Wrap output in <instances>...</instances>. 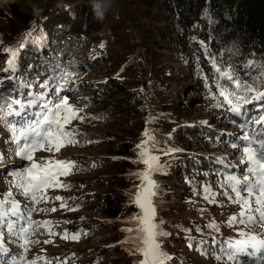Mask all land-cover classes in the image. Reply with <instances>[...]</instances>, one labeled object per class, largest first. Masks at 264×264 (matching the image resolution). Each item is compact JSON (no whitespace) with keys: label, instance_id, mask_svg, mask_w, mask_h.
Masks as SVG:
<instances>
[{"label":"trees","instance_id":"16d2710c","mask_svg":"<svg viewBox=\"0 0 264 264\" xmlns=\"http://www.w3.org/2000/svg\"><path fill=\"white\" fill-rule=\"evenodd\" d=\"M44 1L33 7H25L20 0L6 5L0 1V96H15L17 90L38 91L24 88L21 82L35 84L37 71L42 79L50 71L46 65L56 61L75 69V82L66 94L75 100L73 104L81 103L83 111L90 112L89 122L79 131L86 134L83 139L95 142L73 145L78 152L61 158H74L77 168L67 176L72 187L57 196H64L69 207H79L76 211L62 209L56 220H70L57 227L61 232L80 230L79 242L86 247L56 258L74 264H135L121 247L127 235L122 232L123 223L138 212L125 190L131 186L128 177L143 167L134 163L136 145L150 128L162 148L183 149L162 155L170 159L173 170L161 178L165 196L161 216L171 233L164 247L175 257L171 264H222L214 258L213 249L207 255L200 251L195 240L210 237L194 229L200 226L207 233L210 230L205 226L215 222L221 225L219 233H212L218 240L235 239L236 229L228 227L226 220L236 212L229 211L232 203L222 194L216 197L218 204L204 200L202 185L221 192L224 176L242 173L239 149H232L231 143L242 135V121L253 124L264 119V108L247 105L242 117H233L225 107L211 106L207 85L218 74L197 41H205L211 53H218L222 68L230 64L241 80L248 79L247 61L264 63V0H124L136 15L139 50L124 46L126 35L110 26V11L103 21L95 18L90 0ZM118 28L125 29L121 23ZM101 45L111 51L106 55L110 64L97 72L99 60L93 57V48L100 51ZM235 46L240 51L230 57L226 50ZM9 47L18 57V71L12 73L15 78L5 71L11 58L5 51ZM257 72L251 70L252 79ZM186 94L192 96L190 101H185ZM195 108L203 118L195 117ZM8 136L0 126V153L6 154L0 162V194L16 193L9 184L10 172L22 167ZM94 147L104 150L93 155L80 152ZM221 158L230 166L218 163ZM15 198L22 206L32 207L23 196L16 194ZM189 236L194 238L191 248ZM18 241L23 243L22 238L8 237L7 247L13 248ZM16 254L10 249L2 264L5 259L22 261L23 252L20 257Z\"/></svg>","mask_w":264,"mask_h":264},{"label":"snow or ice","instance_id":"6c2138e0","mask_svg":"<svg viewBox=\"0 0 264 264\" xmlns=\"http://www.w3.org/2000/svg\"><path fill=\"white\" fill-rule=\"evenodd\" d=\"M205 18H208V13H205ZM197 43L208 53V58L218 74L215 82L207 85L210 98L216 101L213 107H225L233 117H242L247 105L258 104L264 108V63L257 65L248 60L245 65L249 70L248 79L241 80L230 64L223 68L220 66L218 53H211L205 41L200 40ZM5 51L11 56L5 71L9 73V78H15L12 73H16L19 68L17 52L11 47ZM226 51L231 57L238 54L240 49L235 46ZM253 68L258 69L255 79H252L251 75ZM46 69L50 71H47L42 79L37 71L35 84L21 82L24 88L38 91L23 93L17 90L15 96H0V126L9 133L6 139L14 146L13 155L26 162L24 166L10 172L12 179L9 184L16 193L8 191L0 194V264L3 257L10 252L6 244L8 237L22 238L25 252L30 250V245L40 243L30 237L41 232L49 236L61 235V238L71 241H79L82 237L80 230L74 233L65 230L62 234L53 231L54 227L61 223H70V220L32 219V213L36 211H58L56 207L37 208L41 203L59 201L60 209H78L79 206L69 207L64 196H48L49 190L70 189L72 185L61 178L71 175L77 168L74 158L57 159L55 154L67 146L95 142L83 139L86 134L72 127L74 121L83 122L85 119V116L81 115L84 105L70 103L71 97L66 94L69 86L75 82L76 72L73 66L54 61L47 64ZM2 84L0 79V86ZM37 108L38 112H32V109ZM239 127L242 135L233 140L231 147L239 149V159L244 165L242 173L224 176L220 183L221 192H216L208 184L202 185V198L209 203L218 204L216 197L222 194L230 203L239 206V212L232 214L226 221L228 227L236 229L237 238L218 240L212 233H219L221 225L209 222L205 226L209 232L205 233L204 228L200 226H196L194 230L201 236L207 234L210 239H198L195 244L205 255L208 254V249H213L216 253L214 258L222 264H264V231L254 232L256 227L264 228V119H259L253 124L242 121ZM136 149L138 158L134 163L144 166L142 170L133 173L140 181L132 193V204L138 212L127 221L133 226L123 230L127 235L122 243L128 246L131 255L138 257L136 264H171L175 257L164 247V240L171 233L165 230V221L158 216V207L162 200L161 182L156 176L168 174V165L161 162V156H171L183 149L162 148L155 134L148 130L144 131L142 142L136 145ZM37 152L53 155L37 160ZM5 156V153H0V162L5 160ZM217 162L230 166L225 165L223 158ZM16 194L29 200L32 207L22 206L15 198ZM197 195L200 193L197 192ZM192 230L184 229L189 233ZM193 239L191 236L187 238L190 248L193 246ZM43 243L53 244L54 241L49 239ZM55 259L57 264H67L66 259ZM12 264L52 262L46 256L38 255L33 260L24 257L22 261H12Z\"/></svg>","mask_w":264,"mask_h":264},{"label":"rangeland","instance_id":"374dc122","mask_svg":"<svg viewBox=\"0 0 264 264\" xmlns=\"http://www.w3.org/2000/svg\"><path fill=\"white\" fill-rule=\"evenodd\" d=\"M0 1H1L2 5H6L8 3V1H12V0H0ZM20 1L22 2V4L25 7H31V6L33 7L36 5L37 6L43 5L45 3L44 0H20ZM109 11H110V13H112V16H113V19L110 22V26L114 27V29L119 31V33L122 32L124 35H126L127 40L125 41L124 46L129 47V50H136V49L139 50L138 49V42H139V38H140V32L135 25L136 21L134 20V18L136 15L131 11L130 7H127L125 5L124 0H112V7ZM120 23L123 24V26L125 28V29H122V31H120L118 28ZM96 50L97 49H95V47H94L93 48V51H94L93 57H95L99 60L97 63L95 71L103 72V70L108 69V66L110 64V62L107 61L106 55L108 54V51H109V53H111V51L108 48V46L102 47L100 51L96 52ZM88 76L90 77V75H88ZM186 95L187 96L185 97V101H190L191 100L190 98H192V96H190L189 94H186ZM209 100H210L211 106H212V104L214 105L216 103V101L211 99V98ZM74 102H75L74 99H70V103L73 104ZM193 110H194L193 112H197L195 114L196 118H200V119L203 118V116L200 115V112L197 108H195ZM215 110L217 111L218 108H215ZM89 113L90 112L82 111L81 115L85 116L84 121L83 122L74 121L72 127L82 129L85 126V124H87L89 122V117H88ZM161 130L164 134L168 135L170 138H172L174 141H176L174 135L171 134V132L169 130L164 129V127H162ZM148 131H150V128ZM141 142H142V140L140 142H138V144H140ZM231 148L234 149L233 147H231ZM103 150H104V147H96V148L94 147V148H90V149H86V150H81L80 152L86 153V154L89 153V154L93 155V154H100V153H102ZM74 152H78V151L75 150L73 145L67 146V147L62 148V150L59 153L55 154V158L61 159L65 156H68V155L74 153ZM51 155H53V154L48 153V152H37L36 153V159L42 160L43 158L49 157ZM135 158L137 159L138 155ZM161 162L168 165V168H167L168 174L167 175L171 174L173 170H172V164L170 163V159L168 157L161 156ZM17 163L24 166L26 162H24L18 158ZM143 167H142V169H143ZM142 169H140V170H142ZM133 173L131 174V176L128 177V180L131 182V186L125 190L127 197H129L131 199H132V193L134 192L136 185L140 182L138 177L133 175ZM167 175L158 174L156 176V179L162 183L161 178H163L164 176H167ZM61 179H63L65 182H67L69 180L67 177H62ZM60 192H61L60 189L49 190L48 196L49 197H55ZM160 198H161L162 202L159 204V207H158V216L162 218L161 212L165 206V201L163 200V198H165V196H163V194L161 192H160ZM36 207L37 208H48V209H51L52 207H56L58 209V211H56V212L36 211L33 214V217H32L33 220H36V221H44V220L56 221L61 216V210L62 209H60V202L54 201L51 203H41ZM229 211H235L236 213H238L239 212V206L232 204ZM131 217H133V216L127 217L125 222L123 223V226H122L123 234H126L123 231L125 228L133 226L132 224L127 223V221H129ZM61 230L62 229H60L58 227L53 228V231L56 233H59V234L63 233V232H61ZM262 231H264V228L256 227L254 229L255 233H260ZM30 239L33 241H40V243L30 245L29 246L30 250L27 252L24 251L23 243L22 242L20 243L19 241L17 242V245H15L13 248H11L12 246L10 245L9 249H11V251H14V253H17L16 255H18V256L21 255L19 253L23 252V255H21V257L22 258L27 257L28 260H33L39 255V256H46L52 262V264H57V261L55 260L56 256H60V254H64L65 252H69L71 250H77V249H81L83 247H86V244L84 242L82 243L79 241L65 240V239L61 238V235L49 236L43 232H41L39 234L32 235L30 237ZM49 239L53 240L54 243L53 244H44L43 243V241L49 240ZM121 247L129 255V258L133 261V263L136 264L138 257L131 255L129 253L127 245L122 243ZM8 263L12 264V261L5 259V264H8ZM67 264H74V263L70 262Z\"/></svg>","mask_w":264,"mask_h":264},{"label":"clouds","instance_id":"9594fccd","mask_svg":"<svg viewBox=\"0 0 264 264\" xmlns=\"http://www.w3.org/2000/svg\"><path fill=\"white\" fill-rule=\"evenodd\" d=\"M94 16L98 21H103L112 7V0H90ZM41 11V9H36Z\"/></svg>","mask_w":264,"mask_h":264}]
</instances>
